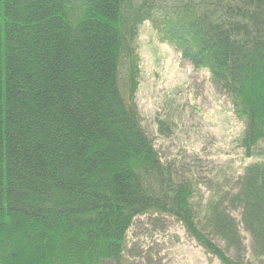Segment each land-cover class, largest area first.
<instances>
[{"label":"trees","instance_id":"obj_1","mask_svg":"<svg viewBox=\"0 0 264 264\" xmlns=\"http://www.w3.org/2000/svg\"><path fill=\"white\" fill-rule=\"evenodd\" d=\"M144 23L243 123L255 160L209 192L142 123ZM146 216L221 264H264V0H0V264H133Z\"/></svg>","mask_w":264,"mask_h":264},{"label":"rangeland","instance_id":"obj_2","mask_svg":"<svg viewBox=\"0 0 264 264\" xmlns=\"http://www.w3.org/2000/svg\"><path fill=\"white\" fill-rule=\"evenodd\" d=\"M138 36L142 73L137 101L142 123L165 159L176 158L189 170L186 175L200 179L201 191L209 192L210 182L232 177L255 160L243 162L237 147L243 123L208 70L182 59L150 23L141 26ZM158 118L168 119L169 136L159 132ZM129 232L127 254L133 264H221L169 217H140Z\"/></svg>","mask_w":264,"mask_h":264}]
</instances>
